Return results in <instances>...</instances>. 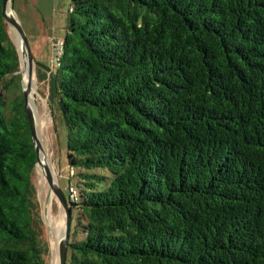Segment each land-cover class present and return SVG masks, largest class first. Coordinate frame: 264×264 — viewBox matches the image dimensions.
<instances>
[{
  "label": "trees",
  "instance_id": "trees-1",
  "mask_svg": "<svg viewBox=\"0 0 264 264\" xmlns=\"http://www.w3.org/2000/svg\"><path fill=\"white\" fill-rule=\"evenodd\" d=\"M2 3L0 264H39L37 153L23 97L8 116L19 55ZM63 45L66 264H264V0H72Z\"/></svg>",
  "mask_w": 264,
  "mask_h": 264
},
{
  "label": "rangeland",
  "instance_id": "rangeland-1",
  "mask_svg": "<svg viewBox=\"0 0 264 264\" xmlns=\"http://www.w3.org/2000/svg\"><path fill=\"white\" fill-rule=\"evenodd\" d=\"M71 6L72 0H13L14 12L27 36L34 60L35 97L41 121L40 142L46 149L52 176L67 200L70 198L67 130L62 122L56 102L52 98V75L57 73V63L54 60L55 48L62 42L67 32ZM9 34L19 55V71L8 77L7 87L3 90L9 110L8 116L11 112H15L13 107H18L20 99L24 98L21 49L18 46L15 31L10 26ZM44 171L42 172L37 166L35 178L37 210L43 224L41 226L43 230L40 240L41 247L38 251L40 259L37 258V262L39 264H55V260H57L56 264H59L58 250L59 239L61 238L58 239L53 227L54 224L58 225L63 221L64 229L66 214L50 189ZM74 181L75 179L72 178V183ZM72 224L74 225V222Z\"/></svg>",
  "mask_w": 264,
  "mask_h": 264
},
{
  "label": "water",
  "instance_id": "water-1",
  "mask_svg": "<svg viewBox=\"0 0 264 264\" xmlns=\"http://www.w3.org/2000/svg\"><path fill=\"white\" fill-rule=\"evenodd\" d=\"M9 10L14 12L13 8V0H3L2 3V14L3 18L6 20L8 25L12 27L15 31L17 37L20 38L22 44V53L24 57H26V61L29 65L30 75H32L34 71V60L31 53V48L29 45V41L27 36L19 23L16 14L12 15ZM30 89L23 88V96H24V103H25V114L30 126L32 140L35 146V150L37 153V165L40 162V151L42 149V145L40 142L39 131L36 123L35 115L32 109L28 105V96H29ZM45 178L49 184L50 189L52 190L53 194L57 197L59 203L65 210L66 214V221H65V228L63 231V236L59 240V264H66L67 262V247H68V240L70 236L71 224H72V206L71 203L65 198L62 192L59 190L56 181L54 180L52 173L49 168H46L45 171Z\"/></svg>",
  "mask_w": 264,
  "mask_h": 264
},
{
  "label": "bare ground",
  "instance_id": "bare-ground-1",
  "mask_svg": "<svg viewBox=\"0 0 264 264\" xmlns=\"http://www.w3.org/2000/svg\"><path fill=\"white\" fill-rule=\"evenodd\" d=\"M9 12L12 15H15L12 12V10H9ZM17 38H18V41H17L18 42V46L21 49V55H22V64H23V67H21L22 68V73L21 74L23 75L24 87L26 89H30L29 96H28V105L32 109V111H33V113L35 115L36 123H37V127H38V131L40 132V129H41V121H40V116H39L40 114L38 112L39 109L37 110V105H36L37 101H36V97H35L36 96V90H35V82H36V79H35V74H34V71H33L32 75H30L29 65H28V63L26 61V57H24V55L22 53L21 40H20L19 37H17ZM37 166H38V168L42 172L46 168H49V166H50L49 165V162H48V155H47L46 149L43 146H42V149L40 151V162H39V164ZM63 225H64L63 224V221H61L58 225H55L54 224L53 230L58 235V239L61 238V236L63 234V231H64V229H63L64 226ZM56 263H57V260H55V264Z\"/></svg>",
  "mask_w": 264,
  "mask_h": 264
},
{
  "label": "built area",
  "instance_id": "built-area-1",
  "mask_svg": "<svg viewBox=\"0 0 264 264\" xmlns=\"http://www.w3.org/2000/svg\"><path fill=\"white\" fill-rule=\"evenodd\" d=\"M63 40H62V42H60L57 46H56V51H55V57H54V60L56 61V63H57V65L59 64V61H60V57H61V55H62V53H63ZM69 194H70V199L72 200V201H77V197H78V195H77V191L76 190H74V189H70L69 190Z\"/></svg>",
  "mask_w": 264,
  "mask_h": 264
}]
</instances>
